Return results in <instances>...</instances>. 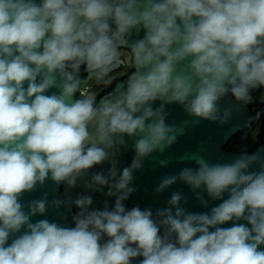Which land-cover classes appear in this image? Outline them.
<instances>
[{"label": "clouds", "instance_id": "1", "mask_svg": "<svg viewBox=\"0 0 264 264\" xmlns=\"http://www.w3.org/2000/svg\"><path fill=\"white\" fill-rule=\"evenodd\" d=\"M258 90L264 0H0V264H264L260 152L231 163L185 154L197 167L155 188L179 181L204 207L202 193L222 200L210 213L187 212L179 191L155 213L124 203L144 160L184 133L166 123L168 105L193 123L223 125L234 109L220 102L231 96L239 110ZM128 140L135 155L121 170L116 156ZM105 163L107 172L90 171ZM47 179L69 189L83 181L114 204L93 208L85 194L53 199V207L76 209L74 227L33 223L47 211V194L27 211L20 199Z\"/></svg>", "mask_w": 264, "mask_h": 264}, {"label": "water", "instance_id": "2", "mask_svg": "<svg viewBox=\"0 0 264 264\" xmlns=\"http://www.w3.org/2000/svg\"><path fill=\"white\" fill-rule=\"evenodd\" d=\"M37 3L40 0H36ZM143 31L139 36L133 35L132 39L142 38ZM25 83V87H26ZM53 92H57V89H50L46 95H51ZM159 101L155 102L153 107L159 106ZM220 107L228 108L233 107V113L231 119L226 124H219V122H211L207 120H199L197 123H193L195 118L189 117L180 105L172 104L167 106V111L169 113L166 123L175 124L177 126L184 125V133L178 137V140L170 148L166 149L163 153L155 152L152 156L144 160V165L142 170L134 172V179L132 182L133 187L136 191L131 194L129 199L125 201V206L127 209H131L134 206H139L142 210L145 208H151L153 212L157 209H163L168 207V200L173 192H181L187 197V203H182V207L185 208L187 212L192 213H204L211 211V208L218 206L222 200H211L206 193L204 195L205 200L208 201V207H204L196 199L195 194L191 189L185 185L183 182H177L175 185L170 186L168 189L162 193L157 194L155 188L159 185L162 178L166 175H175L185 167L195 168L197 165L192 160H181L180 158L185 154L198 153L203 156L211 163H231L235 158L241 155L242 152H234L226 149L228 143L232 138L240 133L246 132L249 129L246 127V122L252 117L251 111L247 106L239 107L236 110V104L231 96H226L221 102ZM187 122V124H185ZM262 132L264 134V114H263V126ZM262 145L256 149L248 152L253 154L260 152L264 155V136L262 139ZM132 140H128L127 148H122L118 155L116 156L117 167L123 169L124 167L130 166L131 161L135 155L132 149ZM161 160H167L166 166L160 164ZM109 167L108 163L103 165L95 166L91 169V172L104 171L107 172ZM252 171L258 170L257 165H253L250 169ZM107 191V189H105ZM47 194V211L45 214L31 218L33 223L47 219L49 222H55L65 227H74V222L72 216L75 214L74 207H68L67 203L60 206L59 208L53 207L52 200L60 199L66 202L71 199H75L80 194L91 195L93 197L94 203L93 208L102 209L105 200L108 201L109 208L114 204V198H109L100 192H92L84 187V182L79 181L77 187L69 189L65 185H57L51 179H47L44 184L37 185L35 190L31 192H25L20 202L25 206V211H27V205L32 200H38L44 198ZM228 198V194H224V199ZM238 223H245L244 221H239ZM233 222H228L221 227H231ZM25 229L21 230V233ZM16 235H19L16 234ZM15 238V237H13ZM107 237H105V240ZM11 243V238L8 244ZM264 249V245L260 246ZM139 259L137 258L132 262V264H138Z\"/></svg>", "mask_w": 264, "mask_h": 264}, {"label": "flooded vegetation", "instance_id": "3", "mask_svg": "<svg viewBox=\"0 0 264 264\" xmlns=\"http://www.w3.org/2000/svg\"><path fill=\"white\" fill-rule=\"evenodd\" d=\"M262 94H264V90L254 91L252 93L253 101L247 105L251 111L252 117H256L259 113V118L253 120L251 130L249 129L246 132L234 136L226 146L227 150L234 152H250L260 146L259 143L264 136L262 132L264 114V99H262ZM74 210L76 212L75 208Z\"/></svg>", "mask_w": 264, "mask_h": 264}, {"label": "trees", "instance_id": "4", "mask_svg": "<svg viewBox=\"0 0 264 264\" xmlns=\"http://www.w3.org/2000/svg\"><path fill=\"white\" fill-rule=\"evenodd\" d=\"M262 142H263V141H260L259 145H262Z\"/></svg>", "mask_w": 264, "mask_h": 264}]
</instances>
